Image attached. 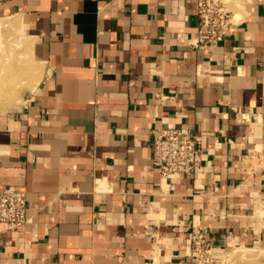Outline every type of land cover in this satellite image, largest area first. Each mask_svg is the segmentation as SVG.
Here are the masks:
<instances>
[{
    "label": "crops",
    "instance_id": "obj_1",
    "mask_svg": "<svg viewBox=\"0 0 264 264\" xmlns=\"http://www.w3.org/2000/svg\"><path fill=\"white\" fill-rule=\"evenodd\" d=\"M198 2L0 0V189L29 218L0 264H191L195 227L264 264V0L203 47ZM165 125L203 136L192 175L160 177Z\"/></svg>",
    "mask_w": 264,
    "mask_h": 264
},
{
    "label": "built area",
    "instance_id": "obj_2",
    "mask_svg": "<svg viewBox=\"0 0 264 264\" xmlns=\"http://www.w3.org/2000/svg\"><path fill=\"white\" fill-rule=\"evenodd\" d=\"M217 0H199L197 46L218 43L232 24V15L219 8L213 14ZM153 162L161 178L192 175L202 164L203 136L191 129L175 126H159L151 129ZM26 191L10 185L0 189V232L16 230L26 226ZM191 264H218L220 260L214 251L213 240L206 229L193 228L189 235Z\"/></svg>",
    "mask_w": 264,
    "mask_h": 264
},
{
    "label": "rangeland",
    "instance_id": "obj_3",
    "mask_svg": "<svg viewBox=\"0 0 264 264\" xmlns=\"http://www.w3.org/2000/svg\"><path fill=\"white\" fill-rule=\"evenodd\" d=\"M213 4V14L217 15L218 9L223 8L226 11V14L230 15L233 11L232 0H217V4ZM254 250H249L246 248H233L228 250L222 256V259L218 261V264H255V261L251 259V256H254Z\"/></svg>",
    "mask_w": 264,
    "mask_h": 264
},
{
    "label": "bare ground",
    "instance_id": "obj_4",
    "mask_svg": "<svg viewBox=\"0 0 264 264\" xmlns=\"http://www.w3.org/2000/svg\"><path fill=\"white\" fill-rule=\"evenodd\" d=\"M232 3H234V0H232ZM233 17H235V19H237V17H236V15L235 16H233ZM240 17V16H239ZM239 19V18H238ZM2 35V34H1ZM1 89V88H0Z\"/></svg>",
    "mask_w": 264,
    "mask_h": 264
}]
</instances>
